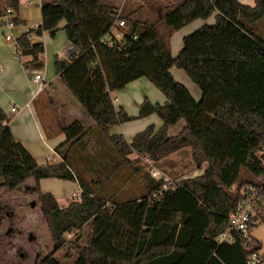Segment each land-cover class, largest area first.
Segmentation results:
<instances>
[{
	"label": "trees",
	"instance_id": "obj_1",
	"mask_svg": "<svg viewBox=\"0 0 264 264\" xmlns=\"http://www.w3.org/2000/svg\"><path fill=\"white\" fill-rule=\"evenodd\" d=\"M16 8L18 0H11ZM121 16L100 0H51L42 3L41 21L16 38V46L31 62L44 51L33 36L47 32L54 37L62 27L76 48L68 58L55 57L56 76L80 104L93 126L84 120L60 124L65 135L55 146L59 162L40 165L17 141L8 118L0 108V187L19 189L32 178L77 182L78 199L61 207L50 192H39L53 242L52 251L36 264H247L250 253L261 244L253 237L234 233V242H218L228 226V215L251 190L256 193L255 218L260 198H264V36L257 25L264 19V0L247 5L238 0H182L163 16L167 38L153 23H140ZM203 24L182 38V46L172 56L169 38L195 19ZM14 25L18 17H11ZM115 20H123L128 32L115 37L112 46L100 39ZM185 72L201 95L195 100L188 88L170 72ZM145 78L165 97L163 104L145 98L136 116L113 104L111 92ZM155 114L162 122L147 125L128 142L109 127ZM184 122L176 135L170 126ZM90 140L107 143L121 163L135 166L132 153L160 160L185 147L191 149L196 168L206 163L202 174L184 178L163 190V179L143 175L145 193L128 201L109 202L78 173ZM120 163H118L119 165ZM135 171L140 167H135ZM244 170L253 180H242L232 189ZM243 188V189H241ZM158 194L157 197H154ZM109 202V203H108ZM89 225L86 244L76 257L54 256L62 248L64 236ZM251 225H249V228ZM264 254V253H263Z\"/></svg>",
	"mask_w": 264,
	"mask_h": 264
},
{
	"label": "rangeland",
	"instance_id": "obj_2",
	"mask_svg": "<svg viewBox=\"0 0 264 264\" xmlns=\"http://www.w3.org/2000/svg\"><path fill=\"white\" fill-rule=\"evenodd\" d=\"M50 1L41 0L42 3ZM100 1L108 4L123 17L130 16L132 12H135L131 16L133 20L140 23H153L157 32L164 38H167L168 27L163 20V16L172 6L179 4L182 0ZM10 2L11 0H5V5L4 2L0 3V47L13 48L16 44L17 37L41 21L40 0H18L16 8L10 7ZM7 8L11 9V14L6 13ZM11 17H18L21 22L19 21L17 25L9 27L4 26L3 22L5 19ZM63 24L64 21H61L59 30L55 33L57 34V42L61 43L66 38L61 28ZM257 26H259L260 34L264 35V19ZM122 29L124 30V27ZM113 32L117 33L116 30ZM7 34L12 36L11 40H5L4 36ZM45 35L49 34L47 33ZM176 37L173 36L169 40V45L174 54L181 48L180 44L178 46L175 44ZM32 40L35 42H43L42 36H33ZM58 48L59 46L54 47L49 45L46 47V50L50 56H53L54 49ZM126 89V94L131 100V106L127 109L128 115L138 112L135 104L137 97L142 99L148 97L155 101V93L162 94L145 78H141L138 82L131 84ZM65 91L72 101L71 104H75L78 107V114L77 111L73 115L65 112L62 117L59 116L57 118L55 114L58 108L53 109L49 104V100L52 99L51 89H44L39 93L37 99L34 100V103L41 109L40 115L44 116V120L47 121L50 117L49 125H55L59 128L58 134L62 133L60 131V124L62 123L68 124L76 119L84 120L85 127H89L90 124L94 123L90 118L82 119L84 114L78 102L68 90L65 89ZM12 104L15 105L16 103ZM45 109H47L46 114ZM54 118H56V124H52ZM59 118H61V122ZM154 119H157L155 127H159L161 122L156 116L148 122H144L141 119H134L113 126L119 127L123 132V136L130 139V134L133 135L142 131L147 125L153 124ZM183 125L184 122L180 120L177 124L170 126L168 135H176ZM60 142L62 140L58 141L57 145ZM170 155L153 161L144 155L132 153L128 157L129 159L136 160V165L133 167L121 163L115 150L107 143H95V141L90 140L84 158L79 160L78 173L101 197L108 199L109 202H120L140 198L145 193V184L142 177L143 175H149L152 178L151 171L154 169L159 171L160 179L168 178L171 183H177L180 179L200 176L206 167V163H203L201 168H196L191 158V149L188 147ZM118 163L120 164L118 165ZM135 167H140V170L135 171ZM156 177L153 178L158 179ZM242 180H253V177L244 170H241L240 177L232 189L234 190ZM34 184V180L29 178L25 184L15 191H9L4 187H0V264H36L41 258L52 251L53 242L39 197L41 190L42 192H51L54 194L60 206H66L68 201L70 202L74 198L78 199V196H72L77 191V187L73 181H62L56 178L41 179L38 184L40 191L37 190ZM63 195L66 197L70 196L67 203L66 199H60ZM259 200V214H263L264 198H260ZM250 225V236L260 242L261 249L259 253L263 254L264 223L253 215ZM89 232V225H84L79 231H72L66 234L64 238L67 242H65L61 249L55 252L54 256L58 258H63L66 255H71V258L76 257L78 248L86 244ZM66 263L70 264L68 259Z\"/></svg>",
	"mask_w": 264,
	"mask_h": 264
},
{
	"label": "crops",
	"instance_id": "obj_3",
	"mask_svg": "<svg viewBox=\"0 0 264 264\" xmlns=\"http://www.w3.org/2000/svg\"><path fill=\"white\" fill-rule=\"evenodd\" d=\"M238 1L247 5H253L254 3V0H238ZM1 2H4L5 5V0H0V3ZM39 3L41 8L42 5L41 0ZM211 23L212 24L214 23V14L211 15L206 20L195 19L191 21L189 24L185 25L181 29L174 31L170 36V38H172L173 36H177L175 39V44H177V46L179 44L180 46H182V38L185 35L196 30L203 24H211ZM38 24H40V22L36 23V25ZM59 25L60 23L58 24V27H60ZM128 31L129 28L125 26L123 32H128ZM257 31L259 32V26H257ZM45 34H47V32H44L42 34L43 42H41L43 43L44 51L37 55L38 61L34 63L31 62L30 56H23L21 62L17 61L12 57L13 48L3 47V46L0 47V108L8 118V122H5V124L9 126L14 138L17 141H19L34 156L35 160L40 165H43L47 162H53V163L59 162L61 160L60 156L54 152V148L57 145L58 141L64 140L65 135L63 133L61 134L57 133L59 129L57 128V126L49 125L50 117L47 121H45L44 116L40 115L41 109L38 108L36 103H34V100L37 99L39 94L36 95L35 97H33L32 95V91L36 86L35 82L32 80L34 73L41 72L42 80L44 82L43 90L51 89L52 99L49 100V104L53 109L58 108L55 114L57 118L59 116L62 117V115H64L65 112L71 115L75 114L76 111L77 114L79 112L78 107L75 104H71L72 101L70 100L68 94L65 91V89L66 90L68 89L56 76L54 70L55 57L68 58L70 57L72 52H76L77 50L72 44L69 43L67 38H65V41L61 43V42H57L58 41L57 34H55L53 38ZM49 45H52L54 47L59 46L58 49H54L53 56H50L46 50V47ZM170 52L172 56H176L179 51L176 54H174L170 47ZM170 72L175 80L181 82L188 88L189 92L191 93V95L195 100L200 99L201 93L199 89L190 81V79L183 70L178 69L176 67H171ZM140 79L141 78H138L128 83L122 90L117 91V93L116 91L111 92L113 104L116 108L121 107L128 114L127 109L131 106V100L129 96L126 94V90H127L126 88L130 87L131 84H135ZM145 98L149 99V101H151L154 104L155 103L163 104L165 102V97L163 96V94L160 95L159 93L158 94L155 93V101H153L151 98L148 97ZM144 99L137 97V102L135 103L137 106V111H139V106ZM12 103H16V104L13 105ZM12 107L15 108V111H11ZM46 113H47V109H45V114ZM82 113L84 114L83 110ZM137 114L138 112L131 115L136 116ZM154 116L156 115L151 114L146 118H141V120H144V122L146 121L148 122L151 119H153ZM59 119L61 122V118ZM82 119H86L85 115L83 116ZM153 121H154L153 122L154 125L157 124V119H154ZM54 123L56 124V118H54L52 124ZM93 124L94 123L90 124L89 126H93ZM114 126L109 127V132L111 134L119 133L123 135L122 130H120L119 127H114ZM133 135L130 134L131 137L130 139H132ZM125 139L128 142L130 141L129 138H125ZM43 179H48V178H43ZM62 181H69V180H62ZM73 182L77 187V191L76 193H73L72 196L74 195L78 196L80 192L79 186L77 182L75 181ZM38 191H40V188ZM40 192H42V190ZM42 193L45 192L43 191ZM60 199H66V203H67V200L70 199V196L66 197L65 195H63ZM56 200L58 199L56 198Z\"/></svg>",
	"mask_w": 264,
	"mask_h": 264
},
{
	"label": "built area",
	"instance_id": "obj_4",
	"mask_svg": "<svg viewBox=\"0 0 264 264\" xmlns=\"http://www.w3.org/2000/svg\"><path fill=\"white\" fill-rule=\"evenodd\" d=\"M7 14H11V9H6ZM1 25V23H0ZM3 25L6 27L13 26V22L11 18L5 19L3 22ZM35 25L34 27H36ZM123 27H125V23L123 20H115L113 26L109 30L108 33H106L101 39L100 42L106 46H112L114 42L115 37H121L123 33ZM33 28V27H32ZM116 30L117 33H114L113 31ZM6 40H11L12 36L10 34H7L5 36ZM32 39V37L30 38ZM12 56L17 61H22L23 55L21 53V50L18 46L13 47L12 49ZM32 80L35 82L36 86L34 87L32 91L33 97L38 95L44 88V82L42 80L41 72H35L33 75ZM11 111H15V108L12 107ZM159 171L156 169L151 171V175L153 177H156L160 179L159 177ZM164 183L161 186L163 190H167L170 187L175 186L176 183H171L168 178H163ZM158 194H155L154 197H157ZM255 199H256V193L254 190H251L249 194H245L237 204L236 208L231 211L228 215V226L227 228L218 234L217 240L218 242H227L232 243L234 242V233H240L243 237H248L250 234L249 225L251 224V219L253 215H255ZM247 264H264V254H260L259 252H252L248 256Z\"/></svg>",
	"mask_w": 264,
	"mask_h": 264
}]
</instances>
